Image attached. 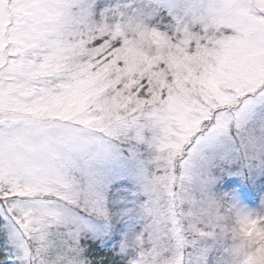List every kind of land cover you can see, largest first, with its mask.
I'll list each match as a JSON object with an SVG mask.
<instances>
[{
  "label": "snow or ice",
  "instance_id": "snow-or-ice-1",
  "mask_svg": "<svg viewBox=\"0 0 264 264\" xmlns=\"http://www.w3.org/2000/svg\"><path fill=\"white\" fill-rule=\"evenodd\" d=\"M230 176H264V0H0V264H264Z\"/></svg>",
  "mask_w": 264,
  "mask_h": 264
},
{
  "label": "rangeland",
  "instance_id": "rangeland-1",
  "mask_svg": "<svg viewBox=\"0 0 264 264\" xmlns=\"http://www.w3.org/2000/svg\"><path fill=\"white\" fill-rule=\"evenodd\" d=\"M217 191L220 193L229 192L235 197L239 206L248 210H256L264 201V176H258L255 182L245 179L243 176H230L222 186L217 188Z\"/></svg>",
  "mask_w": 264,
  "mask_h": 264
},
{
  "label": "clouds",
  "instance_id": "clouds-1",
  "mask_svg": "<svg viewBox=\"0 0 264 264\" xmlns=\"http://www.w3.org/2000/svg\"><path fill=\"white\" fill-rule=\"evenodd\" d=\"M238 230L242 231V226H238Z\"/></svg>",
  "mask_w": 264,
  "mask_h": 264
}]
</instances>
